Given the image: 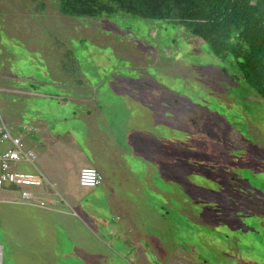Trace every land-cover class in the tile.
Listing matches in <instances>:
<instances>
[{"label": "rangeland", "instance_id": "1", "mask_svg": "<svg viewBox=\"0 0 264 264\" xmlns=\"http://www.w3.org/2000/svg\"><path fill=\"white\" fill-rule=\"evenodd\" d=\"M163 22L120 11L66 15L58 0H0L3 120L35 130L45 111L63 135L103 113L133 174L111 188L100 173L103 191L76 185V194L75 170L66 169L68 196L54 209L0 203V217L17 219L16 232L14 222L0 223V264H91L87 245L66 229L104 248L99 239L127 219L149 245L150 229L171 240L156 243L162 264H264V100L205 42ZM170 215L167 229L159 218Z\"/></svg>", "mask_w": 264, "mask_h": 264}, {"label": "crops", "instance_id": "2", "mask_svg": "<svg viewBox=\"0 0 264 264\" xmlns=\"http://www.w3.org/2000/svg\"><path fill=\"white\" fill-rule=\"evenodd\" d=\"M94 110L98 109L95 108ZM89 112L90 111H87V113ZM14 113H8V116L12 120L17 119V116H15ZM87 113H85L84 116L88 115ZM27 114L28 113L25 112L24 116H27ZM63 115V113H57V118L62 117V120H66ZM28 116H30V114H28ZM40 116L41 117L38 120V128L35 130L30 128L32 127L30 124L26 125L27 127H25L24 123L21 121L14 122L16 125L11 126L14 131L21 133L26 146L31 147L35 151V164L37 168L43 173L44 178L47 180L46 182L51 184V186H49L47 183H45L43 187L45 191V197L48 199L47 205L48 207L51 206V209H54V206L58 204V198H61L60 200L65 201V198L61 197L63 194L64 197L68 196L65 195V186H67V180L62 179V175L66 169L69 170L73 168L75 170V178L74 176L72 177L74 181L72 184L75 185L74 193L76 194H79L78 189H76V185L80 187L76 182L77 169L83 165H93L100 171L102 175H109L110 179H113V181L109 180L111 188H116L117 184L114 185V183L119 182V180H117V178H119L117 177L119 174L130 177L133 176L131 171L124 169L125 165H123V160L120 158L123 151L121 143L115 137L114 132L112 133L109 131L111 127L109 124L104 122L103 113H100L99 116L96 117V123H93V121H89V123L88 120L84 118V127L82 126L83 123L81 121H76V125L78 123L80 124L77 133L72 129H65L63 135H59L53 129L54 125H56V123H54L56 117H53V115H50L49 117L45 111ZM25 118L26 117H22L23 120H25ZM74 119L76 118L72 119L71 116H68L67 121L72 120L75 125ZM90 124L92 125L90 128H88ZM22 126H24L26 129L22 130ZM28 132L32 134V138L27 136ZM71 174H73V172H71ZM97 186L100 191L104 190L102 183ZM90 189L92 190L94 188ZM88 193H90V191ZM50 203L52 205H50ZM48 207L45 209L48 210ZM14 217L15 215L13 217H0V223L7 222L9 226L10 221L14 222L13 231L16 232L17 226L15 225V222L17 219ZM175 218L176 216L170 215L166 216V218L161 216L159 219L161 221H167V229H169V226H171V221ZM127 220L122 221L126 228H124L123 225L122 228H120V230L124 233L118 234L120 230L117 231L108 229L107 233H105V240L98 238L104 245V248L97 247V245L89 246L88 242H86V240H91L89 237H83L81 234L74 233L68 229H66L65 232H68L70 235L73 233L71 237H73L74 240H77V244L81 246L84 244L87 245L85 246L84 252L88 253L92 257L93 261L91 264H162L160 260L163 259V257L159 255V247L156 245V243H158L159 240H171L162 238L161 236L166 234L164 232H160L159 229H150L147 234L152 240H154V245H149V242L145 239H142V236L136 229L127 227ZM263 224V220H258V225L262 227ZM156 233L158 234L155 235ZM111 238L113 239L112 243L117 244H113L114 246L112 247V251H108L106 242H108V240L110 241ZM13 240L14 238L11 239V241ZM13 244L19 247L17 242L13 241ZM115 246L119 250H117ZM98 254H100L99 259L97 257ZM109 254H112L110 261L107 260V255ZM238 264H242L240 260Z\"/></svg>", "mask_w": 264, "mask_h": 264}, {"label": "trees", "instance_id": "3", "mask_svg": "<svg viewBox=\"0 0 264 264\" xmlns=\"http://www.w3.org/2000/svg\"><path fill=\"white\" fill-rule=\"evenodd\" d=\"M58 10L78 17L120 11L180 24L205 42L210 54L231 63L264 100V0H58Z\"/></svg>", "mask_w": 264, "mask_h": 264}, {"label": "built area", "instance_id": "4", "mask_svg": "<svg viewBox=\"0 0 264 264\" xmlns=\"http://www.w3.org/2000/svg\"><path fill=\"white\" fill-rule=\"evenodd\" d=\"M35 163V151L26 146L21 133L14 131L0 113V202L48 207L43 187L45 183L51 184L46 182ZM27 164L31 169L20 168ZM101 179L100 171L93 165L77 169L76 182L80 187L93 188L101 183Z\"/></svg>", "mask_w": 264, "mask_h": 264}, {"label": "water", "instance_id": "5", "mask_svg": "<svg viewBox=\"0 0 264 264\" xmlns=\"http://www.w3.org/2000/svg\"><path fill=\"white\" fill-rule=\"evenodd\" d=\"M0 253H1V245H0Z\"/></svg>", "mask_w": 264, "mask_h": 264}]
</instances>
